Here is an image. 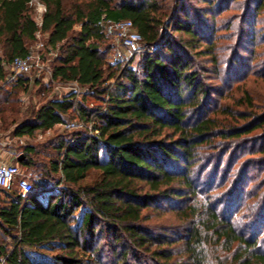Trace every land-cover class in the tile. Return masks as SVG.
<instances>
[{"label": "trees", "instance_id": "1", "mask_svg": "<svg viewBox=\"0 0 264 264\" xmlns=\"http://www.w3.org/2000/svg\"><path fill=\"white\" fill-rule=\"evenodd\" d=\"M32 1L0 0V79L3 64L25 55L40 30L47 34L45 44L58 49L52 79L76 82L88 92L82 99L75 92L49 98L16 122L21 108L12 105L18 103L15 93L27 88V74L0 88V113L7 111L0 119L14 124L13 136L81 123L40 145L48 150L46 160L35 158L39 146H23L18 163L33 168L37 178L25 196L0 186L8 196L0 204V231L13 241L0 238V259L7 264L84 259L264 264V98L255 101L239 78L249 65L248 43L262 27L257 25L264 0H183L167 35L160 27L178 0H40L45 6L40 28ZM231 2L242 7L223 26L235 36L225 62L212 49L216 17ZM102 16L131 20L142 50L125 62H111L114 42L98 26ZM204 56L210 66L197 62ZM258 65L253 77L264 81V57ZM209 72L218 84L206 82ZM235 90L240 95L233 104L221 106ZM86 94L98 103L85 104ZM88 124L97 134L83 130ZM212 165L215 173L202 187L196 185L195 170ZM223 166L226 176L237 168L236 186L218 201L210 193ZM92 169L99 170L98 180L81 184ZM52 184L65 186L54 190ZM245 198L253 201L243 225L235 217ZM234 201L238 208L231 210ZM219 205L227 215L218 212ZM169 211L180 217V231L153 223ZM28 249L57 252L39 260Z\"/></svg>", "mask_w": 264, "mask_h": 264}, {"label": "rangeland", "instance_id": "2", "mask_svg": "<svg viewBox=\"0 0 264 264\" xmlns=\"http://www.w3.org/2000/svg\"><path fill=\"white\" fill-rule=\"evenodd\" d=\"M183 0H178L177 2L174 3V9H173V13L171 14V16H168L165 20H164V24L160 27V34H164L167 35L170 33L172 27L168 26L170 20L172 17L175 16L178 6L179 4L182 3ZM243 1V0H241ZM199 4V3H197ZM237 5V2H234L229 5L228 9L224 10L221 12V14L216 17V23H217V27L218 29L216 30L215 34H214V45H213V53L214 55H217V58H219L220 56L224 58V61L227 62V60H229V53L232 47V44L235 41V36L234 35H230L231 30L230 29H223V26H226L227 21H231L234 16L233 14L235 13H240L242 6H240L239 4L237 5V7H235ZM31 6V11H32V15L35 19L36 22L39 21V12H40V8L42 6H44V4L40 1V0H33L30 3ZM173 6V5H172ZM200 6V5H199ZM45 8V6H44ZM244 8V6H243ZM45 10L43 11V13L41 14V19L43 17ZM173 15V16H172ZM173 19V18H172ZM258 24L257 26H262L261 29H256L255 31V40L253 42L248 43V67L247 68H241L242 71H240L239 74V78L241 77V79H244V83H243V87L247 88L250 93L254 96L255 101H258L260 99L264 98V81H261L259 79H255L253 77V73L255 72V69L257 67H259L258 65V61L260 58L264 57V14L260 15V18L258 20ZM47 38L46 33H41L38 37L35 36L34 40L30 41L27 44V48L29 49H35L36 47V43L39 42H43V48L41 50L42 55H43V63H42V68L40 70H33L30 74H27L28 77V85L27 88L25 90H19L18 92L15 93L16 98L18 99V103H13L12 106H16V108H21L20 109V113H19V118L17 119L16 122H19L21 120L24 119L25 117V111L27 109H31V108H37L40 104H42L43 102H45L47 99L52 98V97H56V96H63L69 92H75L77 94L76 99H82V95L85 94L87 91L86 87H81L79 86L76 82H59L56 81L54 79H52L51 75H52V69H51V63L54 60V58L56 57L57 54V48H52L49 47L45 44V40ZM227 46H230V48H227ZM141 48H142V44H141ZM253 49V54L251 52V50ZM126 56H129L128 58L132 57L133 55H129L128 52L125 51ZM206 58V59H205ZM254 58V59H253ZM211 59H207V57H201L200 60H198L197 62L201 63L202 65L205 66H210L209 63ZM125 62V61H124ZM225 66V65H224ZM8 72V71H7ZM213 76H215L213 73L209 72L207 73L206 77L209 79H206V82L212 83V84H218L217 80L213 79ZM236 84V83H235ZM240 95V91H233L232 94L230 95V98L227 99H223L220 101L221 106L225 103H229V104H233V101ZM83 101L85 102V104L92 106L93 104H97L98 101L96 98L90 96L89 94H86L84 96ZM7 114L6 112L0 113V117L4 116ZM75 121V120H74ZM73 121V122H74ZM80 127V126H79ZM14 128V124H10V121H3L0 119V142H2L3 145H0V148L2 146H5L6 148H8L9 150L13 149L14 154L16 155V157L18 155H22V148L24 145L26 144H32L34 146H39V153L38 155L35 157L37 160H46V156L44 155V153L46 154V152L48 151L47 148L44 149L42 148L40 145L44 144L47 140L53 138L54 136L56 137L59 134H65L67 132H69L70 130H72V128H76V127H72V128H67L62 126V124L60 125H55L53 128H51L50 130L47 131H37L35 133V135L33 137H27V136H13L12 135V130ZM84 131H86V133L88 134H97V131H94L91 128V124L85 125L83 128ZM5 148V149H6ZM50 152V151H49ZM17 164H19L17 161H15ZM22 172L25 175H29L30 180L32 181V183H34V180L37 178V174L36 171H34L33 168L30 167H23L21 165H19ZM201 168H197L195 170V175L194 178L197 179L196 185H198L199 187H202V183H204L205 181H207V179L210 177L211 173H215L214 169H213V165L209 168L206 169L205 171H201ZM225 171V167L223 166L219 172L218 177L216 178L215 181V186L211 189L212 192L210 193L212 196V198L218 201L224 200L222 193L227 191L229 188L236 186L235 183V179L237 177V168L234 167L226 176V172ZM201 174V175H200ZM59 175H57L58 178ZM100 176V172L99 170L96 169H92L90 170L85 179L82 180L80 183L81 184H91L94 181L98 180ZM201 176V177H200ZM225 176V179H222V177ZM19 178V177H17ZM224 178V177H223ZM226 180V182H224ZM224 183L223 185H221L222 183ZM256 181H254V183H250L249 186L245 187L244 186L242 188H244V190H246V192L248 190H250L252 188V186L255 184ZM63 184V183H62ZM205 184V183H204ZM54 190H58L60 186H65V185H56V184H52ZM204 187V186H203ZM239 193V192H238ZM8 200V196L6 195L5 192H0V204L5 203ZM174 200V199H173ZM253 199H243L241 204V208L239 209L237 216L235 217L241 220V223L243 225L247 224L246 223V213L248 208L251 206ZM225 205H219L217 207L218 212L220 213H224L225 215H227L226 211H225ZM238 208V203L237 202H232V206H231V210H235ZM223 210V211H222ZM230 212V211H229ZM228 212V213H229ZM229 215H231V213H229ZM153 223H160V224H164V226L166 228H171V230H175V231H180V217L178 216V214H176L175 212H171L169 211L168 213L161 215L160 217H154L153 218ZM261 237H264V229L262 230L261 233ZM0 238L2 240L7 241V243L9 245L12 244V240L10 238H6L4 236V234L0 231ZM263 249H264V243H263ZM31 253L32 258L34 259H42L45 257H48L50 254H55L57 251L55 250H51L48 251L46 249H28ZM180 248L177 250L179 251ZM226 253L221 252V258L223 255H225ZM212 264H218L217 261L213 260L211 261ZM80 264H97V263H92V261H88L87 259H84L82 263Z\"/></svg>", "mask_w": 264, "mask_h": 264}, {"label": "built area", "instance_id": "3", "mask_svg": "<svg viewBox=\"0 0 264 264\" xmlns=\"http://www.w3.org/2000/svg\"><path fill=\"white\" fill-rule=\"evenodd\" d=\"M44 10L45 8L42 6L39 12V21L36 22L39 28L42 25L41 14ZM98 26L101 28V31L114 42V50L109 57L111 62L127 61L129 56H126L125 51L128 52L129 55H133L142 50V36L134 28L131 20H112L102 16L98 21ZM40 34V30H38L35 36L38 37ZM42 48L43 42L36 43L34 50L29 49L25 55L13 58L9 64H3L5 70L7 69L8 72L0 79V88H7L11 83L16 82L21 75L30 74L33 70H40L43 63ZM62 126L67 128L79 127L81 123L78 121H71L62 124ZM1 144L2 142H0V145ZM0 186L6 189H14L18 194L23 196L33 191L32 181L29 175H25L17 163H0ZM0 264H7L5 258L0 259Z\"/></svg>", "mask_w": 264, "mask_h": 264}, {"label": "crops", "instance_id": "4", "mask_svg": "<svg viewBox=\"0 0 264 264\" xmlns=\"http://www.w3.org/2000/svg\"><path fill=\"white\" fill-rule=\"evenodd\" d=\"M8 70H5V73ZM3 145V144H1ZM5 146H2L0 148V163L1 162H9V163H16L15 161H17V157L13 152V149L9 150L8 148H6ZM18 162V161H17Z\"/></svg>", "mask_w": 264, "mask_h": 264}, {"label": "water", "instance_id": "5", "mask_svg": "<svg viewBox=\"0 0 264 264\" xmlns=\"http://www.w3.org/2000/svg\"><path fill=\"white\" fill-rule=\"evenodd\" d=\"M22 158H23V156L22 155H18L17 156V161L19 162V161H21L22 160Z\"/></svg>", "mask_w": 264, "mask_h": 264}]
</instances>
